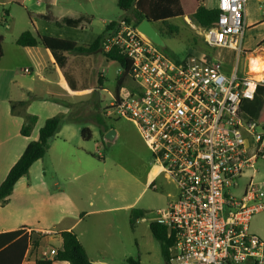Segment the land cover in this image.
Listing matches in <instances>:
<instances>
[{
	"label": "built area",
	"instance_id": "built-area-1",
	"mask_svg": "<svg viewBox=\"0 0 264 264\" xmlns=\"http://www.w3.org/2000/svg\"><path fill=\"white\" fill-rule=\"evenodd\" d=\"M216 4L217 22L199 27V34L213 50L238 57L232 68L220 58L177 62L125 21L104 47L126 55L136 84L109 114L131 120L151 150L159 171L148 187L156 190L162 176L175 189L154 220L173 241L168 264H264V241L250 232L252 217L264 212V190L253 176L240 186L264 158V121L243 111L264 78L250 70L252 52L247 71L238 73L239 60L249 54L243 49L246 0Z\"/></svg>",
	"mask_w": 264,
	"mask_h": 264
},
{
	"label": "crops",
	"instance_id": "crops-1",
	"mask_svg": "<svg viewBox=\"0 0 264 264\" xmlns=\"http://www.w3.org/2000/svg\"><path fill=\"white\" fill-rule=\"evenodd\" d=\"M208 1L206 0L207 7L216 9L217 6H209ZM13 2H20L26 12L29 10L18 0L0 2V5ZM37 3L45 4L46 7L45 11L38 13V17L45 20L47 34L41 33L37 21L35 26L28 14L31 22L27 21V25H23L18 33L14 34V43L8 44L7 38L0 35L2 50V57H0V186L28 145L38 140L39 130L45 126L46 122L55 116L67 114L66 106L57 99L46 97L44 93H50L53 87L60 86V92L68 96H79L89 91V88H84L82 82L92 71V66H106L109 62H113L107 61L102 53L94 55L68 53L65 55L67 57L65 65L61 68L50 50L42 46L34 48L19 46L16 42L17 38L26 31H31L34 35L39 33V35L66 40L70 38L65 36L73 32L78 36L70 41L87 46L95 42L108 23L114 21L104 20L105 27L99 34L94 35L92 31L87 32L91 25L90 27L81 26V24L78 27H70L62 23L58 25L63 18L71 17L65 15L55 17L50 12L52 7L49 3H44L42 0H38ZM263 5L264 0H252L250 5L247 3L244 16L246 26L254 36L253 44L258 46L257 48H260L264 41ZM2 18L9 30L17 27V20L11 12H3ZM262 49L264 47L259 50ZM100 54L102 58L99 57ZM20 59L26 61L29 66L20 68ZM25 69L31 70L32 81L27 82L22 77V71ZM93 74H96L98 79H105L104 71L93 69ZM70 86L75 90H72ZM18 102H26V106L13 109L12 106ZM28 115L36 116L37 123L30 135L25 137L21 134V129ZM73 124L66 122L62 126V129L52 138L50 149L45 157L32 165L29 174L17 181L10 198L5 203H0V235L22 231L23 235L31 239L20 264H36L38 259L51 260L52 264H69L55 260V256L50 255L51 250L57 252L63 248L64 242L61 236L63 231L76 233L92 264H109L103 259V254L111 247V239L114 244L116 242L118 233L116 221L107 218H97L90 223L87 221L92 216L99 217L125 211H129L130 216L131 210L138 203L136 198L129 204H124L123 201L121 204L113 205L104 194L96 200V193L86 192L91 191L95 186L99 189L103 183L96 182V176H92L84 167L83 163L86 162L84 157L89 154L83 143L82 130L77 133L71 128ZM107 132L103 133L102 137L105 138ZM81 168H83L84 179L73 185L74 187H69L72 179L80 177L74 174ZM72 176L75 177L72 178ZM98 201L100 203L96 205ZM84 222L87 223L82 226ZM262 231L255 225L250 226V232L260 239ZM106 239L109 241L107 242ZM33 241L37 242L36 247L33 246Z\"/></svg>",
	"mask_w": 264,
	"mask_h": 264
},
{
	"label": "rangeland",
	"instance_id": "rangeland-1",
	"mask_svg": "<svg viewBox=\"0 0 264 264\" xmlns=\"http://www.w3.org/2000/svg\"><path fill=\"white\" fill-rule=\"evenodd\" d=\"M8 0H0L4 2ZM27 6V12L21 7L20 2L12 4L0 5V35L7 38V43H14V34L18 33L23 25H27V21H37V26L41 33H48L45 29L46 22L38 17V13L45 11V4L39 5L38 0H18ZM51 5V14L55 17L65 15L72 19H82L81 26L91 25L87 32L92 31V34H99L101 29L105 27L104 20L122 21L124 12L117 5V0H42ZM252 0H246V7L251 4ZM209 6L216 7L215 0L208 1ZM264 10V5H263ZM11 12L17 20V27L9 30L4 22L2 15ZM28 14L31 16L29 18ZM3 19V20H1ZM31 22V21H30ZM169 23L180 29V35L170 37L165 33H160L165 42L167 51L174 53L176 57L183 60L190 56V53H198L208 56L210 59L220 58L229 63V66H235L238 62V57L233 52L223 51L217 52L208 47L203 37L199 34V27L194 25L190 19L177 18L170 20ZM32 26V25H31ZM36 26V25H35ZM156 28L159 25H155ZM55 31V30H54ZM81 32V30H79ZM57 32V31H55ZM78 32V33H80ZM77 34L69 33L67 36L70 40L76 38ZM197 37L198 39L193 41ZM253 33L247 28L245 40L243 41V49L249 52L248 56L243 54L239 60L238 73L243 76L247 71V64L250 52L257 54L261 47L253 44ZM264 55V54H262ZM102 58V55H99ZM196 57V55L194 56ZM29 66L23 59L19 60V67L24 68ZM96 71H104L105 79H98L96 74H93V69L88 73L85 80L82 82L84 88H89V91L84 92L79 96H68L60 92V86L53 87L50 93L44 95L51 99H57L67 110V114L62 116L72 119L75 118L71 128L77 133L84 128L89 127L92 132V139L85 141L84 146L87 148L89 156H83L86 162L83 163L92 176H96V182H102L103 186L99 189L97 186L91 191H86L90 194L96 193V200L102 196H107V199L113 205L129 204L138 199L135 205L137 210L145 212V218L141 219L132 227L130 222L129 211L119 213H109L104 216H92L87 222L94 221L97 218L113 219L116 221L118 233L116 242L111 239V247L105 250L103 259L109 264H128V259L132 258L140 264H167L165 258L161 254V246L159 241L152 235L150 224L158 217V212L167 208L171 202L170 195L175 194V189L171 184H168L164 178L159 177L156 181L157 189L149 188L145 190L149 180L153 178L159 171L158 165L153 160V154L145 144L136 125L129 119L118 118L112 112L111 105L115 101V92L118 75L121 69L116 62H109L106 66L93 65ZM21 74V73H20ZM22 77L25 81H32V76H26L24 70ZM102 81V82H101ZM133 79H128L120 91L122 96H126L130 88L135 87ZM47 98V99H49ZM61 116V115H58ZM98 119H102L105 123L108 132L115 131V138L112 141H107L102 137L104 132L100 129L97 123ZM77 177L72 179L69 187H74L82 179H84L83 168L77 170L74 174ZM75 176H72L74 178ZM247 177L241 180L240 186L243 188L251 176L254 177L255 184L264 190V158L256 161L254 170L247 172ZM119 200V201H118ZM100 201L96 203L99 205ZM87 222H84V226ZM253 225L260 228L262 231L261 240L264 241V212L255 214L252 217L250 226ZM107 242L109 241L106 239ZM244 264H252L246 262Z\"/></svg>",
	"mask_w": 264,
	"mask_h": 264
},
{
	"label": "trees",
	"instance_id": "trees-1",
	"mask_svg": "<svg viewBox=\"0 0 264 264\" xmlns=\"http://www.w3.org/2000/svg\"><path fill=\"white\" fill-rule=\"evenodd\" d=\"M118 8L124 12L122 21L128 24L139 25L144 20H149L154 26L159 25L155 28L162 34L170 37L179 36L180 29L169 23L170 20L177 18H188L190 21L200 27L209 28L217 22L219 11L214 8H208L206 0H117ZM82 19L71 20V18H63L58 25L66 24L70 27H78ZM3 21H0V25ZM118 21H111L108 23L103 33L90 45H79L75 42L66 39H59L54 37H47L46 35H39V33H32L26 31L20 34L17 38V44L23 48H34L42 46L47 50H50L55 56V60L58 65L62 68L65 65L67 57L66 54H99L102 53L107 58V61L116 62L121 73L118 75L115 101L120 100V91L123 89L128 79H132L131 76V63L130 60L124 55L116 46L113 47L109 52L104 50V47L112 36V32L116 29ZM195 37L193 41L197 40ZM1 42V38H0ZM264 45V41L261 43ZM166 55L175 61L179 62L180 59L169 52L166 48L162 49ZM198 57V59L207 61L210 58L208 56L200 55L198 53H190L189 57ZM0 57H2V50L0 45ZM102 82V81H101ZM70 88L73 89L71 86ZM132 90V88H130ZM26 102H18L12 106L13 109L16 107H24ZM243 111L251 116L257 117L258 121H264V87L257 88V93L254 100L246 101L243 106ZM75 118L68 119L64 116H55L49 119L45 126L39 130V138L37 141L31 142L26 151L22 154L20 159L11 168L8 176L0 186V203H5L12 195L15 185L18 180L26 177L32 165L45 157L50 149V143L53 137L62 129V126L68 123H76ZM37 123V117L28 115L25 118V125L21 129V134L28 137L31 131L34 129ZM100 129L107 132L108 129L105 127V123L102 119L97 120ZM81 136L85 141L92 139L91 129L84 127L81 131ZM145 212L133 208L130 213V222L132 227L137 224L141 219L145 218ZM150 231L152 235L159 241L161 246V254L165 258L168 264L170 248L173 241L167 237V228L160 225V223L152 221L150 224ZM63 238V248L57 251L55 260L68 262L69 264H92L86 255L85 247L78 239V236L73 231L61 233ZM31 243L30 237L23 235L20 232H11L8 234L0 235V263L1 264H20L23 260L24 254ZM33 246H37V242L33 241ZM128 264H140L135 262L132 258H129ZM51 260H40L36 261V264H52Z\"/></svg>",
	"mask_w": 264,
	"mask_h": 264
},
{
	"label": "water",
	"instance_id": "water-1",
	"mask_svg": "<svg viewBox=\"0 0 264 264\" xmlns=\"http://www.w3.org/2000/svg\"><path fill=\"white\" fill-rule=\"evenodd\" d=\"M138 30L141 31L142 34H144L155 45L159 46L161 49L165 48V42L162 39V35L149 20L146 19L143 22H140ZM115 136V131L113 130L106 133L105 139L107 141H112Z\"/></svg>",
	"mask_w": 264,
	"mask_h": 264
},
{
	"label": "bare ground",
	"instance_id": "bare-ground-1",
	"mask_svg": "<svg viewBox=\"0 0 264 264\" xmlns=\"http://www.w3.org/2000/svg\"><path fill=\"white\" fill-rule=\"evenodd\" d=\"M259 50V49H258ZM256 56H253L251 58V62L249 64L250 70L252 73H255L258 78L263 79L264 78V51L259 50Z\"/></svg>",
	"mask_w": 264,
	"mask_h": 264
}]
</instances>
